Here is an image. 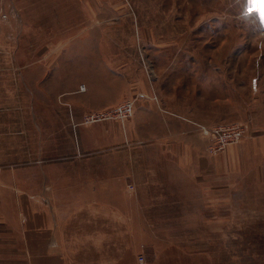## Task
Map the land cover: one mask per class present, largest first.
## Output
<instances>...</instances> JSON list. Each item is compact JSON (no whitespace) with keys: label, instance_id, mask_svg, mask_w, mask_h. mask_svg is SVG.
<instances>
[{"label":"rangeland","instance_id":"374dc122","mask_svg":"<svg viewBox=\"0 0 264 264\" xmlns=\"http://www.w3.org/2000/svg\"><path fill=\"white\" fill-rule=\"evenodd\" d=\"M0 127L122 200L138 262L264 264V0H0Z\"/></svg>","mask_w":264,"mask_h":264},{"label":"crops","instance_id":"0c3cea01","mask_svg":"<svg viewBox=\"0 0 264 264\" xmlns=\"http://www.w3.org/2000/svg\"><path fill=\"white\" fill-rule=\"evenodd\" d=\"M15 133L0 127V264H142L146 229L123 201L107 190L84 189L81 170L52 169L43 160L35 165L28 149L12 157L11 143L2 139ZM155 253L153 264H171L173 255L177 264V252Z\"/></svg>","mask_w":264,"mask_h":264},{"label":"built area","instance_id":"2783aa9c","mask_svg":"<svg viewBox=\"0 0 264 264\" xmlns=\"http://www.w3.org/2000/svg\"><path fill=\"white\" fill-rule=\"evenodd\" d=\"M131 108V101H125L122 104H120L118 107L115 108V112L117 114H121L124 112H129ZM93 117V116H92ZM227 135H222L221 144L224 145L228 141H235L239 138L241 135V130L237 125H234L232 127H227ZM139 260L141 261L143 259L142 255H139Z\"/></svg>","mask_w":264,"mask_h":264}]
</instances>
